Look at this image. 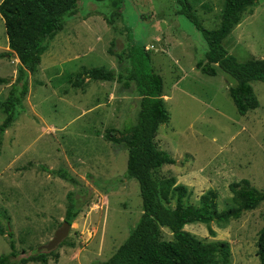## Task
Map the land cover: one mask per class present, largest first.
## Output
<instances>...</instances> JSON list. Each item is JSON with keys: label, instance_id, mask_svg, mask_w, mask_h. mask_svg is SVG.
Segmentation results:
<instances>
[{"label": "rangeland", "instance_id": "obj_1", "mask_svg": "<svg viewBox=\"0 0 264 264\" xmlns=\"http://www.w3.org/2000/svg\"><path fill=\"white\" fill-rule=\"evenodd\" d=\"M224 1L188 0L207 31L219 27ZM251 1L222 42L238 63L264 59V0ZM177 8L174 0H125L121 18L109 26L105 2L80 0L64 29L45 42L15 121L0 135V255L13 251L12 242L18 259L41 252L57 256V261L49 256L46 264H100L138 222L141 199L138 183L125 174L127 150L106 138L108 129L135 125L139 98L134 87L88 79L80 88L71 85L82 69L116 70L108 50L126 51L127 29L136 45L149 49L163 81L169 121L158 128L155 144L174 164L159 175L184 185L186 203L193 206L213 191L218 211L232 205L233 183L244 180L264 193V83H251L258 109L239 115L228 94L234 80L220 71L208 77L195 69L207 46L202 32L176 15ZM0 55V78L8 80L0 85L1 104L19 66L1 17ZM4 118L0 110V125ZM70 192L80 209L67 238L52 251H37L66 222ZM263 224L264 202L237 220L190 224L183 231L201 242L228 243L229 264H259L256 241ZM160 240L171 241V233L161 228Z\"/></svg>", "mask_w": 264, "mask_h": 264}, {"label": "trees", "instance_id": "obj_2", "mask_svg": "<svg viewBox=\"0 0 264 264\" xmlns=\"http://www.w3.org/2000/svg\"><path fill=\"white\" fill-rule=\"evenodd\" d=\"M80 0H1L0 17L3 21L7 46L19 61L16 78L0 110L5 116L0 125V135L12 126L15 112L22 106L29 88V76L34 75L45 52V42L51 40L65 26V18L76 14ZM105 2L111 19L105 22L111 26L114 18H121L125 0H93ZM176 15L184 16L202 32L207 50L204 60L195 64L202 75L216 77L222 72L234 80L235 86L228 89L232 103L241 116L258 109L259 102L251 83H264V59H251L238 63L222 46L239 21V16L252 5L251 0H225L219 27L213 31L202 28L198 17L188 0H174ZM126 51L108 53L114 56L117 69L104 67L82 69L71 82L73 88H80L84 80L120 84L124 90L134 87L139 98L135 125L119 130L108 129L106 138L115 145L123 144L127 150L126 176L136 180L139 186L142 214L135 227L117 249L115 254L100 264H229L230 248L226 242L205 243L183 231L186 225L227 223L240 218L243 212L255 210L264 202V193L258 192L247 181L229 186L232 205L217 210V195L213 191L204 193L197 206L187 204L188 190L177 184L173 177H162L160 169L173 165L171 156L159 150L155 144L158 128L168 123L169 114L165 108L163 81L154 67L150 53L144 45H136L127 29ZM113 43H111V46ZM3 55H0V59ZM70 80V79H69ZM7 79L0 78V85ZM69 183L75 180L68 174L60 175ZM64 220L70 225L76 219L80 201L70 192ZM167 229L171 241L160 240V229ZM9 236L10 233L8 232ZM0 235L4 231L0 229ZM9 255H0V264H46L52 253H39L18 259L10 242ZM259 264H264V224L257 236ZM15 251V252H14Z\"/></svg>", "mask_w": 264, "mask_h": 264}, {"label": "water", "instance_id": "obj_3", "mask_svg": "<svg viewBox=\"0 0 264 264\" xmlns=\"http://www.w3.org/2000/svg\"><path fill=\"white\" fill-rule=\"evenodd\" d=\"M70 227V224L63 222L60 228L54 232L51 241H49L46 245L41 246L37 251L45 250L49 252L56 249L67 238Z\"/></svg>", "mask_w": 264, "mask_h": 264}, {"label": "clouds", "instance_id": "obj_4", "mask_svg": "<svg viewBox=\"0 0 264 264\" xmlns=\"http://www.w3.org/2000/svg\"><path fill=\"white\" fill-rule=\"evenodd\" d=\"M146 51L150 52L148 48H145Z\"/></svg>", "mask_w": 264, "mask_h": 264}]
</instances>
